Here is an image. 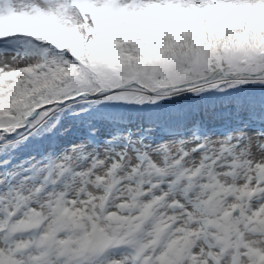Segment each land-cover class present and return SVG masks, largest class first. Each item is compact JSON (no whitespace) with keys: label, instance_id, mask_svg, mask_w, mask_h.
Returning a JSON list of instances; mask_svg holds the SVG:
<instances>
[{"label":"snow or ice","instance_id":"1","mask_svg":"<svg viewBox=\"0 0 264 264\" xmlns=\"http://www.w3.org/2000/svg\"><path fill=\"white\" fill-rule=\"evenodd\" d=\"M0 264H264V0H0Z\"/></svg>","mask_w":264,"mask_h":264}]
</instances>
